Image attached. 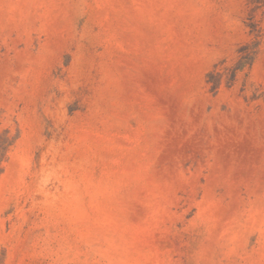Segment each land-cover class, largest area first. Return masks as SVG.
Returning a JSON list of instances; mask_svg holds the SVG:
<instances>
[{
    "label": "rangeland",
    "instance_id": "obj_1",
    "mask_svg": "<svg viewBox=\"0 0 264 264\" xmlns=\"http://www.w3.org/2000/svg\"><path fill=\"white\" fill-rule=\"evenodd\" d=\"M0 264H264V0H0Z\"/></svg>",
    "mask_w": 264,
    "mask_h": 264
}]
</instances>
